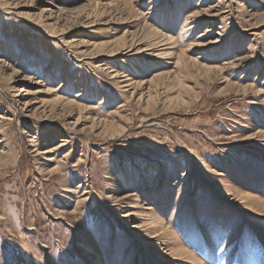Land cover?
<instances>
[{
  "label": "rangeland",
  "instance_id": "rangeland-1",
  "mask_svg": "<svg viewBox=\"0 0 264 264\" xmlns=\"http://www.w3.org/2000/svg\"><path fill=\"white\" fill-rule=\"evenodd\" d=\"M179 246L264 264V0H0V264Z\"/></svg>",
  "mask_w": 264,
  "mask_h": 264
},
{
  "label": "bare ground",
  "instance_id": "bare-ground-1",
  "mask_svg": "<svg viewBox=\"0 0 264 264\" xmlns=\"http://www.w3.org/2000/svg\"><path fill=\"white\" fill-rule=\"evenodd\" d=\"M223 67H220V70L222 69ZM176 251V250H175ZM180 254H183L184 257H187V262H190V263H195V264H202V259L198 258V256L191 252L186 246H179L178 250H177Z\"/></svg>",
  "mask_w": 264,
  "mask_h": 264
}]
</instances>
